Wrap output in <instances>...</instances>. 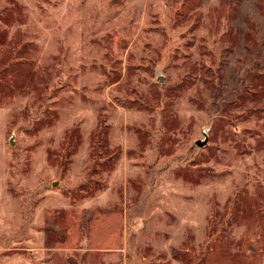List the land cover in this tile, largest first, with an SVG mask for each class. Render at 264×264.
I'll return each mask as SVG.
<instances>
[{
  "label": "rangeland",
  "instance_id": "obj_1",
  "mask_svg": "<svg viewBox=\"0 0 264 264\" xmlns=\"http://www.w3.org/2000/svg\"><path fill=\"white\" fill-rule=\"evenodd\" d=\"M0 264H264V0H0Z\"/></svg>",
  "mask_w": 264,
  "mask_h": 264
},
{
  "label": "water",
  "instance_id": "obj_2",
  "mask_svg": "<svg viewBox=\"0 0 264 264\" xmlns=\"http://www.w3.org/2000/svg\"><path fill=\"white\" fill-rule=\"evenodd\" d=\"M206 142H207V139H206L205 141H203V142H197V144H198L199 146H203Z\"/></svg>",
  "mask_w": 264,
  "mask_h": 264
}]
</instances>
